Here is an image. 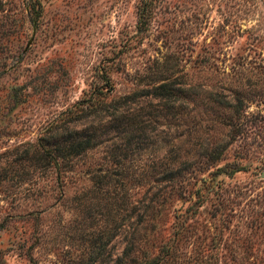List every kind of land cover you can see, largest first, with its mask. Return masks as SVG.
<instances>
[{"label":"rangeland","instance_id":"1","mask_svg":"<svg viewBox=\"0 0 264 264\" xmlns=\"http://www.w3.org/2000/svg\"><path fill=\"white\" fill-rule=\"evenodd\" d=\"M143 1L0 0V264H264V0ZM76 101L124 132L37 167Z\"/></svg>","mask_w":264,"mask_h":264},{"label":"trees","instance_id":"2","mask_svg":"<svg viewBox=\"0 0 264 264\" xmlns=\"http://www.w3.org/2000/svg\"><path fill=\"white\" fill-rule=\"evenodd\" d=\"M147 2L144 0L139 7L138 10V25L142 21L140 18L141 14H144L146 11ZM137 25V26H138ZM139 28V26H138ZM159 82L150 83L143 88H139L137 90L130 91L126 94L118 96L112 101L107 102L105 105H100V109H104L106 106L117 108V106L126 103L127 101H135L138 96H146L150 95L153 97H170L175 94V87H173L169 81L165 80ZM158 81V80H157ZM177 89V88H176ZM4 99L3 102L6 101V96H2ZM88 101L89 100H85ZM81 103L80 101H76L73 104V108H66L62 111L64 113V117L56 122L55 126L50 127L46 134H43L39 138L36 139L34 143L32 154L29 159L32 161L31 163H36L37 167L45 168L47 166L57 167L58 171L64 170L67 165L70 169L71 162L74 158H77L83 155L87 150L95 147L97 144L103 142L106 137L104 135L108 132V129H112L116 132L115 136H120L121 133L124 132V123L122 126V121L118 120L115 124H109L108 127H104L101 125L100 127H94L93 125L82 126L79 128L69 127L66 122H72L75 119H78L81 114V108L75 109V107ZM96 105L90 102V108L95 109ZM5 107V104L2 105ZM0 109V119L1 115H4V109ZM97 109V108H96ZM133 138V134H127L126 141H129ZM100 181V179H98ZM123 209H126V200L122 201ZM125 253V252H124Z\"/></svg>","mask_w":264,"mask_h":264}]
</instances>
